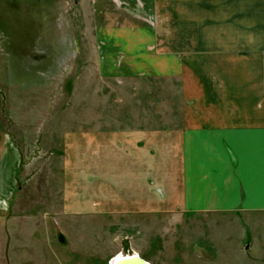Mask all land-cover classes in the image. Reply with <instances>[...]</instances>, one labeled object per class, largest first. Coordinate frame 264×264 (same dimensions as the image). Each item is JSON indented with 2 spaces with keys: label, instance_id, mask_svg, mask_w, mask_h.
<instances>
[{
  "label": "crops",
  "instance_id": "1",
  "mask_svg": "<svg viewBox=\"0 0 264 264\" xmlns=\"http://www.w3.org/2000/svg\"><path fill=\"white\" fill-rule=\"evenodd\" d=\"M6 2L17 14L32 13L20 0ZM74 7L88 16V39L83 50L76 35L63 46L74 49L73 60L89 62L87 76L181 78L180 124L155 129L133 120L50 118L43 100L24 104L18 133L0 120V199L11 203L24 191L33 162L22 159L50 151L57 163H48L45 173L55 178L46 186L63 207L39 216L0 210L7 257L12 247H26L16 241L24 231L27 240L58 245L65 230L39 222H61L66 214L264 212V0H75ZM26 19L14 24L25 33L8 37L11 44H32L37 30L48 29ZM22 221L25 230L13 228Z\"/></svg>",
  "mask_w": 264,
  "mask_h": 264
},
{
  "label": "rangeland",
  "instance_id": "2",
  "mask_svg": "<svg viewBox=\"0 0 264 264\" xmlns=\"http://www.w3.org/2000/svg\"><path fill=\"white\" fill-rule=\"evenodd\" d=\"M6 1L0 0V120L8 132L14 134L20 130L16 119L25 117V103L41 100L48 105L50 118L78 117L82 123L92 117L102 121L113 120L114 123L133 120L132 124L143 122L145 128L155 129L180 124L181 78L146 77L123 81L90 78L87 76L89 62L73 60L74 49L71 47L67 51L63 41L72 43L76 35L82 41L83 50L89 33L86 30L88 16L74 7L75 0H27L32 4L20 0L18 5L21 9L30 8L32 13L29 14H17ZM26 17V21L36 27L48 24L49 30L42 33L37 30L32 44H11L8 37L20 40L24 36L25 32L14 24L21 20L24 22ZM208 32L209 40H215L216 31ZM56 54L64 56V59L59 57V68H56ZM62 69L63 78L57 76ZM38 71H43L46 76H40ZM37 86L38 93L35 92ZM89 87L94 92L91 93ZM41 89H47L48 94H41ZM34 93L36 100H33ZM85 126L81 124L80 128ZM33 154L29 159H22L33 162L24 191L14 195L11 203L6 198L0 199V210L6 214L39 216L63 209L60 197L58 205L56 200V205L53 204L56 196H52V189L46 186L48 177L55 176L45 173V170L50 161L55 165L56 159L49 158L50 151L44 158ZM51 181L53 184L57 182L52 178ZM105 213L94 212L81 217L66 214L62 223L56 219L47 225L39 222L41 227L53 231L61 226L65 237L55 238L59 244L49 246L46 237L40 242L27 240L24 231L22 237L18 234L16 241L20 245L26 242V247L14 246V250L12 247L8 257L3 240L6 230L0 229V264H111L113 258L121 253H137L151 264H264L262 211L237 209L188 212L184 215L135 211ZM18 224L26 229L24 221L13 228H19ZM6 227L9 228V223ZM9 257L12 261L8 260Z\"/></svg>",
  "mask_w": 264,
  "mask_h": 264
},
{
  "label": "water",
  "instance_id": "3",
  "mask_svg": "<svg viewBox=\"0 0 264 264\" xmlns=\"http://www.w3.org/2000/svg\"><path fill=\"white\" fill-rule=\"evenodd\" d=\"M114 264H150L144 258H140L137 255L127 257L124 260H117Z\"/></svg>",
  "mask_w": 264,
  "mask_h": 264
},
{
  "label": "bare ground",
  "instance_id": "4",
  "mask_svg": "<svg viewBox=\"0 0 264 264\" xmlns=\"http://www.w3.org/2000/svg\"><path fill=\"white\" fill-rule=\"evenodd\" d=\"M134 255H137V256H139L140 258H143V257H141L139 254H137V253H130V254H123V253H121V254H119V255H117L115 258H113V260H112V262H111V264H114L117 260H124V259H126L127 257H131V256H134ZM144 260H146V259H144ZM147 261V260H146ZM147 262H149V261H147ZM150 263V262H149ZM151 264V263H150Z\"/></svg>",
  "mask_w": 264,
  "mask_h": 264
},
{
  "label": "built area",
  "instance_id": "5",
  "mask_svg": "<svg viewBox=\"0 0 264 264\" xmlns=\"http://www.w3.org/2000/svg\"><path fill=\"white\" fill-rule=\"evenodd\" d=\"M5 204H7V203H5Z\"/></svg>",
  "mask_w": 264,
  "mask_h": 264
}]
</instances>
